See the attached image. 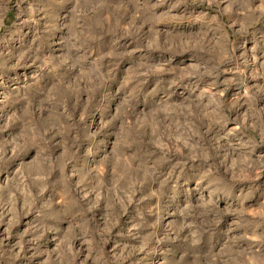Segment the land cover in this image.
Listing matches in <instances>:
<instances>
[{
  "label": "rangeland",
  "instance_id": "obj_1",
  "mask_svg": "<svg viewBox=\"0 0 264 264\" xmlns=\"http://www.w3.org/2000/svg\"><path fill=\"white\" fill-rule=\"evenodd\" d=\"M0 264H264V0H0Z\"/></svg>",
  "mask_w": 264,
  "mask_h": 264
}]
</instances>
